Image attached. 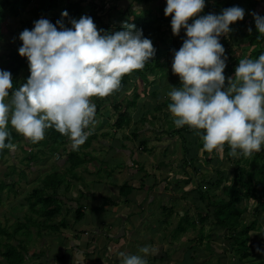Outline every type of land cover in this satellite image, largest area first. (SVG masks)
Listing matches in <instances>:
<instances>
[{
	"label": "rangeland",
	"instance_id": "obj_1",
	"mask_svg": "<svg viewBox=\"0 0 264 264\" xmlns=\"http://www.w3.org/2000/svg\"><path fill=\"white\" fill-rule=\"evenodd\" d=\"M68 1L25 0L26 8L19 16L7 12L1 24L0 63L8 59L10 49L18 44L22 19L38 20L45 11L52 16L60 15L54 12L58 11L59 4L62 11ZM92 1L99 2L80 0L85 9L81 16L89 14ZM103 2L105 9L101 18L104 23L109 21L113 28H123L125 21L135 25L139 19L152 22L143 32L153 41L156 55L142 68L145 74L140 75L137 71L130 75L127 86L105 97H91L96 104V116L95 123L90 126V136H95L90 144L85 141L76 150L79 155L86 156L87 162L74 171L69 168L68 156L73 147L66 135L64 141L54 143L47 134L38 145H34L20 134L21 137L13 142L16 149H9L0 162V182L3 183L0 189V264H9L4 255L7 244L19 246L20 242L26 246V249L21 248L26 254L23 264H77L75 256L80 252L87 257L86 264H120L119 251L139 253L144 245L152 249L147 256L148 264H159L152 260L156 254L161 256L166 246L171 255L178 251L166 264H179L177 258L183 256V247L189 245L188 236L203 234V240L198 242L203 261L210 260L212 246L215 245L216 249L217 244L219 247L225 244L224 240L211 237L212 228L208 223L202 229L200 225L196 228L188 225L184 233H178L177 229L178 223L184 221L183 217L185 223L196 217L200 209L196 199L205 198L206 201L220 195L233 178L237 162L225 149L223 153L203 149L202 138L197 132L185 131L184 126L174 124L168 107L171 103L168 93L173 87L181 86L179 75L172 71V62L173 50H178L186 38L185 29L182 28L179 35L173 33L171 16L165 15L164 11L167 0ZM232 2L245 9L244 19L234 22L243 24V27L235 25L220 39L225 46L227 61L237 66L241 58H258L255 52L259 50L258 45L249 44L245 34L259 33L253 12L264 15V0ZM220 7L222 2L217 6L206 0L201 14L216 13L214 9ZM64 23L72 26L71 19ZM259 46L262 52L264 44ZM155 61H161V66L153 71L150 66ZM0 68L5 69L3 64ZM101 98L105 103L99 109ZM134 98H137L135 103L141 104L139 116L132 109L133 114L124 120V126H116L118 109L115 103L118 101L124 111ZM9 129L15 128L9 124ZM183 134L187 141L183 140ZM241 162L245 169L257 171L263 161L253 153L243 155ZM215 171L219 172L217 177L220 176L222 181L217 188L212 184L209 193L200 194V180L212 178ZM54 172L64 177V184L58 192L62 210L54 219H48L35 210L41 201L33 208L29 199L34 190L43 188L44 179ZM124 182L138 188L126 199L119 190ZM163 204L173 206V211L170 214L160 212ZM81 205L83 217L77 215V208ZM61 219L68 224L53 230V225ZM251 234L249 241L254 249V259L248 261L255 263L259 260V263L264 260V234L262 237ZM233 250H228L216 263L226 264L228 261L231 264L235 260L230 255ZM164 257L167 260L168 257ZM222 258L226 261L221 262Z\"/></svg>",
	"mask_w": 264,
	"mask_h": 264
},
{
	"label": "clouds",
	"instance_id": "obj_2",
	"mask_svg": "<svg viewBox=\"0 0 264 264\" xmlns=\"http://www.w3.org/2000/svg\"><path fill=\"white\" fill-rule=\"evenodd\" d=\"M205 5L206 0H167L164 11L171 16L173 33L186 31L181 47L173 50L172 71L181 86L168 93V107L177 127L197 131L203 149L223 153L227 144L233 155L251 156L264 147V52L241 58L235 75L226 77L227 54L220 38L244 19L245 9L233 5L201 14ZM253 15L264 35V15ZM71 25L41 17L20 32L19 53L27 57L30 75L14 88L11 71L0 68V150L17 147L9 124L32 143L54 127L78 150L95 123L91 97L113 93L125 74L142 69L156 55L153 41L134 23L125 21L123 28L109 31L85 14ZM151 251L144 245L139 253L121 250L117 255L120 264H148ZM75 257L77 264H86L83 252Z\"/></svg>",
	"mask_w": 264,
	"mask_h": 264
},
{
	"label": "trees",
	"instance_id": "obj_3",
	"mask_svg": "<svg viewBox=\"0 0 264 264\" xmlns=\"http://www.w3.org/2000/svg\"><path fill=\"white\" fill-rule=\"evenodd\" d=\"M103 1L104 0H99V2L92 1L90 3L92 6L89 8L88 15L93 17L94 22L96 23L98 28H103L109 31H115L118 29L117 27L113 28L112 24L109 21L107 23H104L101 18V12L105 9V3ZM224 1L225 4H223ZM209 2H212L217 6L221 5L222 2V7H220L221 9H214L216 13H220L226 7L236 5V3H233L232 0H209ZM58 7V11L54 13H61L60 15L57 14L55 16H52L47 11H45L42 13L43 17H46L50 19L53 23H55L57 20L66 21V19H79L81 17V13H84L85 10L80 0L68 1L62 11L60 8V4ZM25 8V0H0V39L2 36L1 24L5 18L6 13L8 12L19 16ZM64 10H67L69 14L66 17L62 15ZM137 22L138 23H136V26L142 28L143 30L148 28L152 24V22L148 23L143 19H139V21ZM67 25L69 26V23ZM235 25L238 28L243 27V24L241 23H233L231 25V28H235ZM32 27H34L33 19H22V24L19 28V34L25 28L30 29ZM245 36H247L249 44L258 45V49L261 50V47L259 45L264 44V35H260V33L255 32H247ZM22 43L23 41L19 38L18 44L14 48L10 49L8 53V59L3 63H0L4 65L6 70L11 71L14 88L19 87L20 84L26 82L28 76L30 75L28 59L27 57L21 56L19 53V47L22 45ZM259 50L255 51L257 52V57L261 53ZM262 52H264V50ZM152 60L153 59L151 58L150 61ZM235 64L236 63L232 64L227 61V67L225 68L226 77L233 76L236 68ZM160 66L161 61H155V64L151 65L150 69L156 71L157 67ZM137 71H139L140 75L142 73L145 74V70L142 69H136L128 74H125L122 78L121 86L119 89H122L124 86H127L130 83V75H132L133 73L136 74ZM136 99L137 98H134L133 101L128 102L127 106H125L126 109L124 111H121V109L123 108L119 105L118 101L117 103H115V108L118 109V118L115 120L116 126H124V120L128 118L129 115L132 116L133 114L132 109L136 110L135 113L137 114V116H139L141 104H139V102L135 103ZM100 102L101 107H99V109L102 108L103 104L105 103V99L101 98ZM9 130L11 132L10 139L12 142H14L17 137H21V133H17L15 129ZM183 130L188 132H197L188 125H185L183 127ZM47 134H49V136L53 138L54 143L64 141L65 135L56 130L54 127L47 129L46 135ZM94 136V134L93 136L89 135L86 140V143L90 144ZM182 138L184 141H187L186 135L183 134ZM39 143L40 141L38 143L33 144L38 145ZM224 149L228 152V155L233 156L235 161H237L235 169L233 171V178L228 182V185L225 186V189H222L220 191V195H218L217 197H214L213 199L209 200L206 199V201L205 198H200V200L196 199L195 203L196 205H199L198 208H200L199 211L196 213V217L192 221L186 220V223L185 218L183 217L184 221H180L178 223L177 229H179L178 233H184L189 228L188 225H191L194 228H196L197 225H200L202 226V229L203 226H205V223H208L209 227L212 228L211 237H214L213 239H217V241L224 240L225 244L223 245V247H219L217 246V244L216 249L215 245L212 246L210 251L212 254H210L211 256L208 257V259L210 260L203 261V251L198 246V242L203 240V234L199 233L198 236L196 234H194L193 236H188L187 240L189 241V245L187 247H183L184 250H182V252L184 254L181 258L177 259L179 264H217L218 261H220L219 257L224 256V254L228 250H232L233 248L235 251L233 250L234 252L230 253V255L231 257H234L235 260L231 261V264H264V260L260 261L259 263V260L255 261V263L248 261L249 258L254 259V249H252L253 246L251 247L249 241L252 236L251 232L255 233L256 235H259V237H262V234H264V148H262L259 152H254V156L259 160L263 161L257 171L245 169V166L241 162L243 154H238V156L236 157V155L232 154L231 148L227 144L225 145ZM8 151L9 149L7 148L0 150V162ZM68 159L70 161L69 168L73 171L76 169V167H80L87 162L86 156L79 155V152L74 149L70 151ZM14 168L15 167H13V169ZM218 175L219 172L215 171V174L212 176V178H209L207 180H200V194L209 193L212 184H215L216 188L218 187V185L222 181L220 176L217 177ZM63 178L64 177L62 176V174H59L57 172L49 174L44 179L43 188L34 190L32 192L33 195L31 194L30 196L29 203L33 208L38 201H41L40 207L35 210L39 211L40 214L47 216L48 219H54L56 215H59L61 213L62 207L60 203L62 202L60 201V197H58L60 196L58 195V192L64 184ZM224 180L226 181V179ZM2 188L3 183L0 182V189ZM134 189L138 188H135L134 185H131L128 182H124L119 188L121 195L125 196L124 199H126L134 191ZM245 201L247 202L244 204L243 202ZM160 208V212H162L163 214H170L174 209L173 206L165 204H163ZM77 215L79 217H83L84 211L82 209V205L77 208ZM164 222H166V219L164 220ZM67 224V221L61 219L53 225V230H59L61 226H66ZM19 244V246L15 244H7L4 255L6 256L7 262L9 264H23L25 262L26 254L21 248L26 249V246L23 244V242H20ZM175 245H177V243H175ZM257 245L259 247V244ZM194 250H196L197 253L194 252ZM198 252L200 253L198 254ZM161 253V256L157 254L154 255L152 261H163V263L166 264L174 256H176L177 250H175L174 254L171 255L167 251L166 246V248L161 251ZM164 256L168 257L167 260ZM262 258L264 259V257ZM224 261L226 260L222 258L221 262ZM226 262V264H228V261Z\"/></svg>",
	"mask_w": 264,
	"mask_h": 264
},
{
	"label": "crops",
	"instance_id": "obj_4",
	"mask_svg": "<svg viewBox=\"0 0 264 264\" xmlns=\"http://www.w3.org/2000/svg\"><path fill=\"white\" fill-rule=\"evenodd\" d=\"M262 241H264L263 239H262ZM178 252V251H177ZM174 258H175V256H174ZM178 259V258H177ZM157 262H159V264H164L163 263V261L161 262V261H157ZM178 262V261H177ZM168 263V262H167Z\"/></svg>",
	"mask_w": 264,
	"mask_h": 264
}]
</instances>
